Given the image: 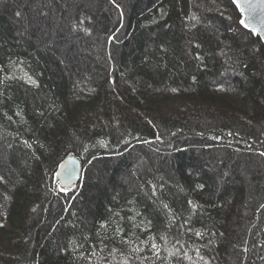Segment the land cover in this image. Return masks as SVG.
Here are the masks:
<instances>
[{"label": "trees", "instance_id": "1", "mask_svg": "<svg viewBox=\"0 0 264 264\" xmlns=\"http://www.w3.org/2000/svg\"><path fill=\"white\" fill-rule=\"evenodd\" d=\"M240 19L0 0V264H264V45Z\"/></svg>", "mask_w": 264, "mask_h": 264}, {"label": "water", "instance_id": "2", "mask_svg": "<svg viewBox=\"0 0 264 264\" xmlns=\"http://www.w3.org/2000/svg\"><path fill=\"white\" fill-rule=\"evenodd\" d=\"M238 10L240 26L260 39L264 45V0H231ZM244 21L242 24L241 21ZM84 164L78 156L71 155L64 159L56 174V186L71 190L83 181Z\"/></svg>", "mask_w": 264, "mask_h": 264}, {"label": "rangeland", "instance_id": "3", "mask_svg": "<svg viewBox=\"0 0 264 264\" xmlns=\"http://www.w3.org/2000/svg\"><path fill=\"white\" fill-rule=\"evenodd\" d=\"M70 1H72L73 3H75L76 0L75 1L74 0H70ZM201 164H202L203 167H205L203 163H201Z\"/></svg>", "mask_w": 264, "mask_h": 264}, {"label": "snow or ice", "instance_id": "4", "mask_svg": "<svg viewBox=\"0 0 264 264\" xmlns=\"http://www.w3.org/2000/svg\"><path fill=\"white\" fill-rule=\"evenodd\" d=\"M248 2L250 3V0H248ZM241 23L243 24V23H244V21L242 20V21H241ZM154 247H155V246H154Z\"/></svg>", "mask_w": 264, "mask_h": 264}]
</instances>
